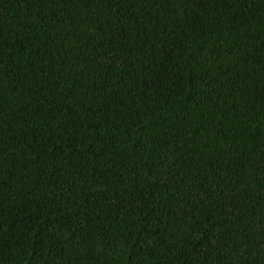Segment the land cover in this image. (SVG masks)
<instances>
[{"label":"trees","instance_id":"1","mask_svg":"<svg viewBox=\"0 0 264 264\" xmlns=\"http://www.w3.org/2000/svg\"><path fill=\"white\" fill-rule=\"evenodd\" d=\"M0 264H264V0H0Z\"/></svg>","mask_w":264,"mask_h":264}]
</instances>
